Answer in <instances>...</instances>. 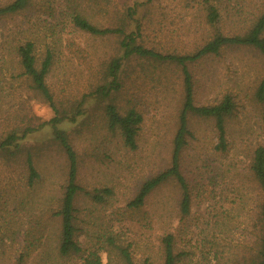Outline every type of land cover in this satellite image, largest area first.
<instances>
[{
  "label": "rangeland",
  "instance_id": "374dc122",
  "mask_svg": "<svg viewBox=\"0 0 264 264\" xmlns=\"http://www.w3.org/2000/svg\"><path fill=\"white\" fill-rule=\"evenodd\" d=\"M11 1L0 0V5ZM217 5L221 17L215 27L207 21L202 0H30L20 12L0 17V73L8 79L0 82V136L29 124L37 127L55 114L27 84L11 80L18 72L14 51L19 43L36 41L39 58L47 47L55 49L48 81L62 107L101 83L110 59L122 55L120 35L100 37L77 29L74 11L98 26L134 31L139 24L140 43L183 55L218 31L244 33L264 11V0H221ZM189 68L196 104L216 103L230 94L237 105L227 119L226 152L215 147L213 119L189 115L194 136L181 155L192 189L188 232L182 230L181 191L174 179L157 187L140 209L128 207L142 183L170 165L183 100L180 66L132 58L122 66L124 86L114 102L121 111L134 107L143 114L136 149L108 129L102 105L94 100L76 123L61 125L77 153L82 191L75 200L76 239L82 251L61 256L58 250L61 221L54 213L68 181L69 160L44 126L28 136L23 153H0V264H16L21 256L23 264H84L92 253L101 264H123L109 236L129 247L135 264H163L161 237L166 231H174L178 247L189 253L179 264H244L255 238L250 165L254 150L264 146V101L256 97L264 58L254 47H227ZM26 150L39 172L33 185Z\"/></svg>",
  "mask_w": 264,
  "mask_h": 264
},
{
  "label": "trees",
  "instance_id": "16d2710c",
  "mask_svg": "<svg viewBox=\"0 0 264 264\" xmlns=\"http://www.w3.org/2000/svg\"><path fill=\"white\" fill-rule=\"evenodd\" d=\"M30 0H13L4 5H0V17L18 13L25 9ZM221 0H202V5L207 11V21L214 27L220 22V11L218 2ZM135 10L130 11V15ZM74 26L93 36L105 37L109 35H120L119 41L122 55L110 59L106 66L105 77L94 89L85 93L80 99L69 102L68 105L60 107L51 90L48 78L52 72L56 61L55 49L47 47L39 58L37 43L32 39L25 40L16 46L17 70L12 73L11 80H20L28 85L30 90L35 91L48 103L55 114L50 119L40 123L37 127L27 125L23 130L12 129L5 136H0V153L10 156H18L24 151V142L28 136L38 129L47 126L51 129L54 139L65 151L69 160L68 181L65 186L61 205L54 215L60 217L61 230L59 234L58 250L61 256L78 254L82 251L80 242L76 239L78 226L76 224L75 200L82 187L77 182L78 159L77 153L70 142L68 132L61 127L63 123H76L80 116L86 114V104L88 101L102 105L106 125L111 131H118L122 136L124 144L131 149L137 148V137L141 124L144 121L143 114L134 107H129L125 111L114 102V96L120 92L124 86L121 78L122 66L125 61L132 58H144L158 63L175 64L181 67L183 74V100L182 107L178 115V127L173 138L171 163L167 168L145 180L135 197L128 203V207L138 210L145 205L148 196L165 182L174 179L181 191L179 210L181 214L182 230H188V219L192 210V192L188 178L181 169V155L189 144V138H193V133L189 127V115L194 114L203 118H211L217 131L218 142L215 147L226 152L229 150L227 139V119L236 108V100L230 94H226L220 101L211 104L198 105L195 103V91L193 75L189 65L199 59L219 55L227 47H254L264 58V11L259 15L254 24L241 34H224L217 32L209 41L191 54L163 53L152 47H147L138 40L140 36L139 24L134 31H126L123 27L98 26L80 11H74L72 15ZM3 67L0 66V69ZM0 82L7 81L4 74L0 73ZM108 80V81H107ZM256 97L259 101H264V77L261 79ZM26 165L28 170V181L31 185L39 178V172L33 161L32 153L26 150ZM251 177L254 179V197L251 201L252 215L250 220L254 230V245L251 246V253L244 257V264H264V146L260 145L254 150L250 165ZM111 192L110 189H105ZM244 196V195H243ZM102 201V195H96ZM188 232V231H187ZM190 232V231H189ZM110 244L119 249L123 264H135L128 246H121L115 243V238L109 236ZM33 244V243H32ZM177 234L174 231H166L161 237V249L163 264H179L187 255L177 245ZM93 258H86L84 264H101V258L97 253H92ZM24 257L21 256L16 264H23Z\"/></svg>",
  "mask_w": 264,
  "mask_h": 264
}]
</instances>
